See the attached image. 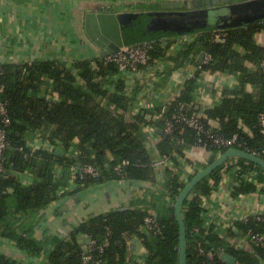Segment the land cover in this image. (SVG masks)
<instances>
[{"label": "trees", "instance_id": "16d2710c", "mask_svg": "<svg viewBox=\"0 0 264 264\" xmlns=\"http://www.w3.org/2000/svg\"><path fill=\"white\" fill-rule=\"evenodd\" d=\"M250 26L247 30L229 29L224 41L213 39L211 33L198 34L187 53L198 46L211 55L208 63L200 65L202 71L226 70L237 74L239 79L235 87L224 89L219 105L204 112V117H201L203 123L212 132L225 137L238 134L249 149H260L264 146L258 124V115L264 111V72L259 68V62L264 58V50L253 43V35L256 29L264 28V23L257 22ZM138 42L143 41L129 40L126 44ZM234 45L244 47L246 54L235 52ZM165 51L166 47L156 40L150 49L152 60L163 58ZM244 59L251 60L256 68L250 70L244 67ZM2 68L0 98L7 103L10 122L6 128L9 144L4 152V170L0 176V236L15 239L20 247L37 255L43 249L42 244L30 239L28 234L19 236L8 228L5 218L9 214H32L56 200L59 188L67 184L66 173L77 161L93 163L100 169L99 176L75 182L83 187L119 179L154 181L156 175L152 153L156 151L158 158L169 161L163 170V178L166 194L171 201L167 213L155 216L159 222L158 231H139L147 215L145 211L116 210L97 215L74 227L66 238L53 242L47 256L50 264H82L84 254L89 257V264L95 261H100V264H179V226L174 204L197 169L183 180L182 172L173 168H179L177 157L186 154L187 147L194 145L197 136L188 126L177 127L171 134L162 136L152 152L143 125L153 124L163 129L164 119L175 110L186 115L197 113L193 108H182L183 104L193 101L196 80L188 79L181 95L162 108V118L153 121L147 120L141 112L131 113L133 99L126 95L125 80L112 79L119 73L112 63L81 60L65 64L57 60H36L31 63L2 64ZM43 77L50 80V85L59 96L58 101L42 95L46 91ZM79 80L83 84L78 83ZM248 83L253 86V92L245 90ZM208 119L218 120L219 127H211ZM240 120L244 127L240 126ZM37 132L51 145L59 144L65 148L73 146V139L78 138L80 142L74 148L79 150V155L76 158L60 157L41 148L32 151L29 141ZM91 152L94 158H91ZM204 152H214L215 156L219 154L214 147H208ZM122 160H126L127 164L121 166L120 174L114 170V166ZM239 163L241 171L247 173L255 170L257 180L264 181V169L260 166L244 159H240ZM55 164H62L64 168L63 176L57 179L53 174ZM23 171L34 173L41 181L32 186H23L13 175ZM219 179L220 167L200 180L183 204L186 264H228L221 258L223 252L234 256L239 264H260L261 259L264 261V251L259 247L252 250L235 249L223 240L212 225L208 229L203 228L202 198L211 194ZM255 190L256 185L246 181L235 186L232 194L237 196ZM235 227L240 234L252 230L264 235V220L251 217L237 221ZM227 234L230 237L237 235L233 229H228ZM80 236L93 241L88 245L87 253L79 243ZM134 236L138 240L143 238L137 243L144 249L142 262L132 260L128 255L127 243ZM99 246H102V250ZM199 249L213 251L214 257L208 260ZM0 264L12 263L0 255Z\"/></svg>", "mask_w": 264, "mask_h": 264}, {"label": "crops", "instance_id": "0c3cea01", "mask_svg": "<svg viewBox=\"0 0 264 264\" xmlns=\"http://www.w3.org/2000/svg\"><path fill=\"white\" fill-rule=\"evenodd\" d=\"M178 1L194 0H0V64H22L36 60H57L69 64L81 60H95L102 54L100 48L84 31L86 13L97 10L110 12L158 10L162 3ZM202 1L204 5L212 4V0ZM241 1L244 0H216L218 5ZM250 25L237 29L247 30L251 28ZM201 33L211 32L204 31L198 34ZM198 34L159 39L161 45L166 47L162 64L144 68L127 80L117 75L112 77L113 80L117 78L125 80L126 95L133 99L131 109L133 115L144 112L147 120L158 121L162 116V108L179 97L183 85L192 78L196 80L197 88L193 101L185 104L196 110L200 117H204L207 109L220 104L224 89L233 88L238 84L237 74L226 70L202 71L201 64L194 65L200 52L204 50H200L198 46L188 53L187 50L196 42ZM253 43L264 50V28L254 31ZM233 49L241 55L246 54L245 48L241 45H234ZM242 64L250 70L256 68L249 59H244ZM79 81L78 83L83 84L81 80ZM43 82V88L45 87L48 92L47 98L58 101L59 96L50 83L44 80ZM245 90L253 92V86L248 83ZM207 122L213 128L220 125L216 119H208ZM239 124L244 127L242 120ZM246 131L249 133L247 128ZM144 132L146 133V130ZM162 136L156 128L155 134L150 138L156 137L159 141ZM42 138L43 135L37 132L29 141L32 151L41 148L60 157L76 158L79 155V150L74 148L80 142L78 138L73 139V146L70 148L59 144L51 145ZM157 142L150 143L152 152ZM155 153H152L156 175L154 181L119 179L83 187L76 183L72 184L67 172L65 176L67 184L59 188L56 200L32 214L18 212L5 218L8 228L19 236L28 234L30 239L40 242L43 249L37 255H33L20 247L15 239L0 236V255L12 264H50L47 252L53 242L66 238L74 227L97 215L129 209H140L147 215L154 216L167 213L171 201L165 191L163 170L168 163H161V158ZM209 156L210 152L206 153L204 149L187 147L186 154L177 157L179 168L174 167L173 170L181 171L182 179L185 180L196 169H202L208 164ZM63 173V166L59 164L53 166L56 179L62 177ZM13 175L23 186H32L41 181V178L29 171ZM246 181L253 182L256 190L233 196V188ZM204 207L206 208L203 213L204 222L208 226L212 225L221 236L227 237V230L235 226L237 221L244 220L245 217L264 215V181H258L257 175L251 176L230 167L220 175L218 185L206 197ZM139 231H145L143 225L139 227ZM79 238L88 245L89 238L86 236ZM129 241L140 243L135 236ZM143 253L144 249L140 244L129 249L128 255L130 259L142 262Z\"/></svg>", "mask_w": 264, "mask_h": 264}, {"label": "water", "instance_id": "95a60500", "mask_svg": "<svg viewBox=\"0 0 264 264\" xmlns=\"http://www.w3.org/2000/svg\"><path fill=\"white\" fill-rule=\"evenodd\" d=\"M264 21V0H244L241 2L218 5L216 0L212 4L204 5L202 0L178 1L162 3L160 9L137 12H110L97 10L84 15V31L87 37L100 48L101 54L117 53L126 41H148L162 38L186 36L200 32H213L217 29H234L244 25ZM224 41V39H218ZM205 52H200L195 66H199ZM184 109L191 106L184 104ZM144 114V112H142ZM148 118V116H147ZM159 133L166 137L162 129ZM238 157L248 160L264 169V159L244 150L230 148L215 156L210 152L208 164L196 172L177 196L174 204L175 218L179 226V264H186L187 241L186 229L183 221L182 207L195 185L227 159ZM126 209V208H122ZM85 252L88 245L80 238ZM129 249L139 246L128 240ZM147 255V254H146ZM228 264H239L231 254H221Z\"/></svg>", "mask_w": 264, "mask_h": 264}, {"label": "built area", "instance_id": "2783aa9c", "mask_svg": "<svg viewBox=\"0 0 264 264\" xmlns=\"http://www.w3.org/2000/svg\"><path fill=\"white\" fill-rule=\"evenodd\" d=\"M264 23V21H261ZM229 29H217L211 32V36L213 39L224 38ZM159 41V40H157ZM156 44V40H148L138 43L127 44L123 46L117 53H107L105 55L98 56L95 60L102 62L103 64L112 63L117 66L118 74L117 76L122 77L127 80L133 74L138 73L140 70L144 68H150L151 66H159L163 63V58L152 60L150 55V49ZM94 60V61H95ZM211 60V55L209 53H205L203 60L200 64L208 63ZM259 68L264 72V58L259 62ZM3 72L2 64H0V75ZM43 80L50 83L48 78H44ZM44 90V89H43ZM1 92V89H0ZM44 93V94H43ZM42 95L47 97L48 92L44 91ZM174 101V100H171ZM171 101L169 103H171ZM168 104V103H167ZM162 118V116H161ZM9 116L7 114V103L6 101L0 98V176L4 170V152L7 148L9 141L7 139V131L6 128L9 125ZM258 124H259V132L264 140V111L259 113L258 115ZM188 126L192 128L197 136V140L194 143V148L207 149L208 147H214L219 151V154L223 153L227 149L235 148L244 150L249 152L259 158L264 159V146L260 149L258 148H247L245 142L240 138L238 134H233L230 137H225L221 134H217L211 131V128H207V126L203 123L201 117L197 114L186 115L180 112L179 110L173 111L169 116L164 119L163 125V133L171 134L177 127ZM143 130H146L148 134L147 138L149 143L157 142V138H150L156 132L155 125L144 124ZM41 137V136H39ZM46 142H49L48 139L42 138ZM218 154V155H219ZM91 158H94V153L91 152ZM114 160V158H111ZM161 163H169L167 159H161ZM127 164L126 160H122L114 166V170L118 173L121 172V166ZM59 166H62L59 165ZM234 168L235 171H241V166L239 163L238 157H232L227 159L220 166V175L224 173L228 168ZM201 169H197V172ZM69 179L72 184L76 181L83 180L86 177H97L100 174V169L97 165L93 163H80L75 162L71 165L69 169ZM246 173V172H245ZM121 174V173H120ZM251 176L257 175L258 173L255 170H250L247 172ZM213 183L214 181L211 180ZM207 197V196H206ZM206 197H203L202 206L204 207ZM204 213V212H203ZM251 217H245L244 220H248ZM253 218L257 220H264V215H257ZM208 226L205 222L203 224L204 229H208ZM143 228L145 231L147 230H159V222L154 215H146L144 218ZM231 229L237 234L236 236L230 237L229 235L222 236L223 240L229 243L235 249H248L252 250L254 247H259L264 251V235L253 232L252 230H247L245 233L240 234L238 229L235 226H232ZM139 240H143V238H139ZM100 250H102V246H99ZM204 256L211 260L214 257V253L211 250L199 249ZM84 253H87L84 251ZM224 253V252H223ZM222 254V253H221ZM264 254V253H263ZM261 259V258H259ZM82 264H89V257L87 255H83ZM93 264H100V261H95ZM260 264H264V261L261 259Z\"/></svg>", "mask_w": 264, "mask_h": 264}]
</instances>
